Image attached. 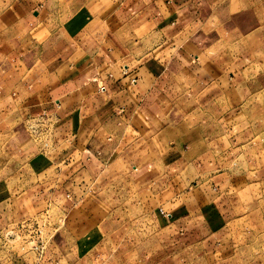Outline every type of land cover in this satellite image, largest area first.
Listing matches in <instances>:
<instances>
[{
    "label": "crops",
    "instance_id": "0c3cea01",
    "mask_svg": "<svg viewBox=\"0 0 264 264\" xmlns=\"http://www.w3.org/2000/svg\"><path fill=\"white\" fill-rule=\"evenodd\" d=\"M12 1L9 13L19 25L30 20L28 39L45 67L46 82L25 92L19 108L28 119L53 121L45 161L66 198L62 225L78 239L91 235L108 194L131 181L138 207L157 221L165 210L175 225L205 222V255L215 254L225 240L210 214L225 210L218 200L240 177L226 161L238 159L233 152L259 127L239 111L248 97L243 69L202 57L199 33L213 18L245 12L246 0H84L54 29L33 15L34 0ZM185 79L226 84L199 107L206 129L187 126L174 114L182 109L169 105ZM6 197L0 189V203Z\"/></svg>",
    "mask_w": 264,
    "mask_h": 264
},
{
    "label": "rangeland",
    "instance_id": "374dc122",
    "mask_svg": "<svg viewBox=\"0 0 264 264\" xmlns=\"http://www.w3.org/2000/svg\"><path fill=\"white\" fill-rule=\"evenodd\" d=\"M82 1L34 0L33 15L41 12L38 19L54 29L70 12H79ZM13 3L0 0V189L7 195L0 203V264H80L83 258L92 264H264V0H246L245 12L213 18L199 33L202 57L243 69L248 97L239 111L259 127L251 143L233 152L238 159L226 161L240 177L218 200L225 210H213L212 221L207 219L225 240L207 256L205 222L175 225L165 210L163 222L157 221L158 215L138 207L131 181L117 183L119 190L108 194L104 220L91 235L78 239L62 225L66 198L55 166L45 161L53 150V121L28 119L19 108L25 92L46 82L45 67L28 39L30 20L19 25V18L10 15ZM225 85L185 79L168 102L182 109L174 114L187 126L206 129L208 114L199 107L208 104V92L213 98Z\"/></svg>",
    "mask_w": 264,
    "mask_h": 264
},
{
    "label": "built area",
    "instance_id": "2783aa9c",
    "mask_svg": "<svg viewBox=\"0 0 264 264\" xmlns=\"http://www.w3.org/2000/svg\"><path fill=\"white\" fill-rule=\"evenodd\" d=\"M134 81V80H133ZM101 89H104V86H101Z\"/></svg>",
    "mask_w": 264,
    "mask_h": 264
}]
</instances>
